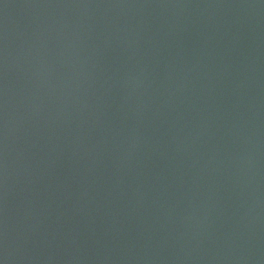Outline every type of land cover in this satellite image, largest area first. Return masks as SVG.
I'll return each instance as SVG.
<instances>
[{
	"label": "water",
	"instance_id": "95a60500",
	"mask_svg": "<svg viewBox=\"0 0 264 264\" xmlns=\"http://www.w3.org/2000/svg\"><path fill=\"white\" fill-rule=\"evenodd\" d=\"M0 264H264V0H0Z\"/></svg>",
	"mask_w": 264,
	"mask_h": 264
}]
</instances>
